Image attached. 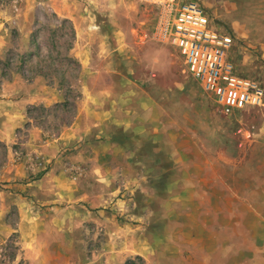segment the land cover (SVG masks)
Wrapping results in <instances>:
<instances>
[{
    "label": "rangeland",
    "instance_id": "rangeland-1",
    "mask_svg": "<svg viewBox=\"0 0 264 264\" xmlns=\"http://www.w3.org/2000/svg\"><path fill=\"white\" fill-rule=\"evenodd\" d=\"M169 4L0 0V226L10 230L0 241V264L25 262L19 228L26 203L32 214L50 220L55 209L76 211L75 206L97 217L80 219L77 233L59 236L79 247L72 250L79 264H176L183 250L166 245H181L182 234L165 226L180 223L182 205L162 198L163 178L180 176L199 146L216 159L221 155L210 169L228 182L264 176V108L221 113L215 98L184 71L164 35ZM80 31L88 38L80 39ZM78 47L85 51L78 53ZM102 97L118 124L111 137L101 133L65 143L61 137L68 128L85 124L83 104L93 102L90 111L101 112ZM149 113L155 126L145 121ZM112 140L123 145V154L104 144ZM47 177L67 183L66 198L76 191L89 200L35 208L46 202L38 190ZM134 244L157 248L155 259L136 255Z\"/></svg>",
    "mask_w": 264,
    "mask_h": 264
},
{
    "label": "crops",
    "instance_id": "crops-1",
    "mask_svg": "<svg viewBox=\"0 0 264 264\" xmlns=\"http://www.w3.org/2000/svg\"><path fill=\"white\" fill-rule=\"evenodd\" d=\"M196 1L213 20V27L232 38L227 57L234 65L236 73L257 80L264 88V0ZM79 38H88V34L85 37L80 31ZM79 51L83 53L85 48L78 47L77 52ZM103 100L104 97L101 100V112L90 111L93 102L87 100L83 104L85 124L77 126L75 124L68 128L61 137L65 143H73V139L78 136L91 139L103 133L102 136L111 137V132L118 124L111 119L112 114L103 108L105 104ZM150 115V113L144 115L145 121L155 126L156 121L153 119L155 116ZM78 117L77 121L82 120L80 112ZM137 122L141 126L136 130L142 135L144 119L141 114H138ZM104 144L108 148L113 147L117 153H124L123 145L118 142L112 140V143L105 141ZM92 147H96V144L93 143ZM197 151L195 156L193 155L194 163L184 161L186 167L181 170L180 176L163 178L162 198L169 202L180 199L182 205L181 220L176 215L180 223L165 226L168 233L182 234L179 237L181 245H174L178 241L170 244L174 240H167L166 248L183 250L182 261L176 264H264V176L259 181L237 177L233 178V182H228L215 168L210 169L212 162L222 161L221 155L218 154L216 159L215 155L203 146H199ZM186 157L189 158V152ZM262 165L264 167V162ZM99 169L103 170L104 167ZM142 180L145 181V178H141ZM66 186L67 183L63 179L45 178L39 185L38 193L39 199L46 202L36 204L35 208L54 201L56 204H61V201L66 204L70 202L78 204L80 201L89 200L85 194L76 191L66 198L67 194L64 193ZM75 208L78 210L55 209L56 216L53 215L50 220L42 217V213L32 214L30 204H25V224H21L19 228L22 235L24 264H79V257L72 259V250L76 246L72 243L74 241L69 239L63 242L59 236L62 232L68 233L72 229L77 233L82 223L79 222L80 219L91 221L97 217L92 216L91 211L85 208L76 206ZM67 216L73 219L71 223L78 225L63 221ZM9 233L10 230L6 226H0V241ZM134 245L132 251L136 255L155 259L157 248L155 251L147 244L145 247ZM77 248L79 247L76 246ZM62 250L70 251L62 254Z\"/></svg>",
    "mask_w": 264,
    "mask_h": 264
},
{
    "label": "built area",
    "instance_id": "built-area-1",
    "mask_svg": "<svg viewBox=\"0 0 264 264\" xmlns=\"http://www.w3.org/2000/svg\"><path fill=\"white\" fill-rule=\"evenodd\" d=\"M163 32L178 51L184 71L208 94L223 115L264 107V88L236 73L228 60L232 38L210 27L211 18L195 0H170Z\"/></svg>",
    "mask_w": 264,
    "mask_h": 264
}]
</instances>
